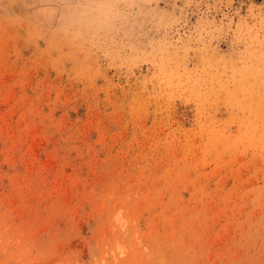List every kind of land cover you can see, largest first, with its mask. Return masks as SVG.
<instances>
[{
    "label": "rangeland",
    "instance_id": "obj_1",
    "mask_svg": "<svg viewBox=\"0 0 264 264\" xmlns=\"http://www.w3.org/2000/svg\"><path fill=\"white\" fill-rule=\"evenodd\" d=\"M0 264H264V0H0Z\"/></svg>",
    "mask_w": 264,
    "mask_h": 264
},
{
    "label": "trees",
    "instance_id": "obj_2",
    "mask_svg": "<svg viewBox=\"0 0 264 264\" xmlns=\"http://www.w3.org/2000/svg\"><path fill=\"white\" fill-rule=\"evenodd\" d=\"M256 1H258V0H256Z\"/></svg>",
    "mask_w": 264,
    "mask_h": 264
}]
</instances>
